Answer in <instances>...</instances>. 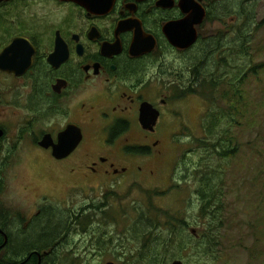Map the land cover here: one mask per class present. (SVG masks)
Listing matches in <instances>:
<instances>
[{"label": "flooded vegetation", "instance_id": "af4514ba", "mask_svg": "<svg viewBox=\"0 0 264 264\" xmlns=\"http://www.w3.org/2000/svg\"><path fill=\"white\" fill-rule=\"evenodd\" d=\"M98 2L92 12L70 0H0V264L60 260L59 211L81 226L94 218L78 214L103 208L28 200L16 185L26 163L75 180L70 198L155 176L173 105L206 99L212 77L193 66L221 38L211 27L237 31L243 19L223 0Z\"/></svg>", "mask_w": 264, "mask_h": 264}, {"label": "rangeland", "instance_id": "374dc122", "mask_svg": "<svg viewBox=\"0 0 264 264\" xmlns=\"http://www.w3.org/2000/svg\"><path fill=\"white\" fill-rule=\"evenodd\" d=\"M223 1L228 3L229 12L233 10L231 17L239 14L243 19L237 31L224 30L222 24L211 27L212 36L221 34L222 47L216 50L210 68L207 63L204 68L208 66L209 77H221L225 83L234 75L236 84L243 74L240 70L264 66V0L246 6ZM243 39L246 56L237 54ZM231 49H236L232 67L216 70L214 60L230 58ZM220 86V93L231 92V85ZM242 96L236 121L230 125L226 106L222 110L224 119L216 127L208 125L210 106L206 99L188 98L175 103L168 116L163 158L155 176L126 180L107 192L67 197L66 190L75 180L50 173L45 163H26L16 185L28 200L52 195L60 207L70 205V201L76 209L103 206L78 214L79 223L93 216L85 228L73 223V215L63 208L59 211L63 250L58 253L64 256L50 264H136L132 259L143 247L162 246L169 239L168 216L185 222L177 238L187 244L198 242L204 254L173 247L167 264L174 260L184 264H264V68H257L254 76L248 75L242 84ZM210 145H216V149ZM222 148L235 152L224 159L219 156ZM204 185L210 195L214 194L209 216L201 213L199 192Z\"/></svg>", "mask_w": 264, "mask_h": 264}, {"label": "trees", "instance_id": "16d2710c", "mask_svg": "<svg viewBox=\"0 0 264 264\" xmlns=\"http://www.w3.org/2000/svg\"><path fill=\"white\" fill-rule=\"evenodd\" d=\"M242 4V3H240ZM243 5V4H242ZM229 8V7H228ZM224 10V9H223ZM230 10V8L228 9ZM242 29H239V34L242 35L241 32ZM222 39H216L212 42V44H208V46L212 47L209 49H203L200 53L204 58H202V61L207 63V65L210 68L211 62H213L212 59H214V54L216 55V50L218 48L222 47ZM238 46V51L237 54H247V43H244V39ZM236 49H231V55L229 57H223L222 59L216 61L215 59V64H216V70L219 69V67L222 68H227V67H232L231 63L234 62V52ZM249 56V55H248ZM200 64L198 63L195 64L194 61V67L197 68L198 72H203L208 70V66H206V69L199 67ZM263 69L264 66H256L253 68H248L240 70V75L238 80H236V84L233 81L234 75L230 76V80L227 81L228 83H225L221 77H212L211 80L207 79V92H206V102L208 101L209 103V113H208V125H211L213 127H216L220 125L222 120L224 119V113L222 110H224L223 107L227 106L226 112H227V117L230 119V125L233 124V122L236 121V115L240 114L241 111V105H242V84L245 83L247 80L248 75L254 76L256 74V69ZM233 69V68H232ZM244 70V71H243ZM208 75V73H207ZM209 77V76H208ZM222 84H229L231 85L230 91H224L223 93L219 92V88L221 87L220 85ZM182 95H185V92H182ZM216 95H219L216 97ZM209 134V133H208ZM201 142V141H198ZM220 145V144H219ZM210 147L213 149H216V145H210ZM223 152L219 153V156L228 159L231 158L235 152V149L231 150H226L225 148H222ZM226 150V151H225ZM210 189L208 188L207 185H204L202 190L199 192L200 198L203 200V205H202V210L201 213H203L206 216H209L211 214L210 210L213 207V200H214V194L210 195L209 194ZM169 223L167 224L168 230H169V239L163 242L162 246H145L143 247L144 249L140 251L138 254L136 253L135 258L132 259L135 261L136 264H167V258L169 256V250L170 248L177 247L180 251H185L187 248L191 249L193 253L196 255L204 254L203 253V248L202 245H199L197 242L196 244H187L185 240L181 238H177L178 235H180V229H185V222L182 219H177L173 217H167ZM90 220L86 219L85 222L81 225L82 228H85L90 222ZM174 223V224H173ZM60 229H61V224H60ZM151 235V234H150ZM145 244V242H144Z\"/></svg>", "mask_w": 264, "mask_h": 264}, {"label": "water", "instance_id": "95a60500", "mask_svg": "<svg viewBox=\"0 0 264 264\" xmlns=\"http://www.w3.org/2000/svg\"><path fill=\"white\" fill-rule=\"evenodd\" d=\"M70 1H74V2H76L77 4H79V5H81L82 7H84L85 9H88V10H90V11H92V12H97L98 10H100V9H102V8H104L103 7V4L101 3V2H98L99 0H70ZM195 15V14H194ZM195 40V37H193L192 38V41H191V43L190 44H192L193 43V41ZM145 110L146 109H142V113L144 112V114H145ZM143 114V116H145ZM153 118H157V112H155V114H154V117ZM63 151H65V149L64 150H60L58 147H56V146H54L53 147V154H54V156H56V157H58V156H63V155H61V153L63 152ZM107 264H112V263H107ZM170 264H184L182 261H180V260H174V261H172Z\"/></svg>", "mask_w": 264, "mask_h": 264}]
</instances>
